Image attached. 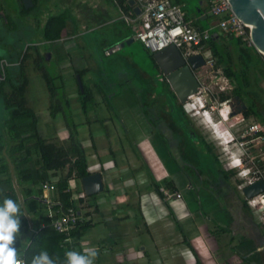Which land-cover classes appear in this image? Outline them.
<instances>
[{
  "label": "rangeland",
  "instance_id": "374dc122",
  "mask_svg": "<svg viewBox=\"0 0 264 264\" xmlns=\"http://www.w3.org/2000/svg\"><path fill=\"white\" fill-rule=\"evenodd\" d=\"M177 1L181 2L179 5L184 12L186 22L190 23V25L201 30L208 29L210 34L219 31L213 26L217 20L216 17L211 16L204 20H199V16L196 13V8L199 6V1H203L207 7L208 0ZM36 3L37 4L34 5L30 11L24 13L21 11L23 6L20 0L19 2L17 0H0V47L3 46V51L11 53L13 52L10 50L13 48H16L18 51L20 49V54L25 47H30L27 51L28 58L23 66L24 77L27 81L24 96L26 106L32 110L35 117L37 116L36 120H38L36 126L38 134L46 140L60 141V139L51 133L50 129L53 127V124L55 123L54 121H62L59 120V118L53 119L52 123L47 121L48 119L46 113L48 112L50 100L42 70L40 69L43 67L44 72L48 73L50 79L52 78V85L58 91L57 97L60 94L58 90L60 79L58 80L57 76L60 78V75L58 73L59 68L54 58L48 61L40 62L38 68H34L35 65L32 63V61L34 60L35 47L36 50L40 49L38 52L41 53H43L45 49L48 50L50 48L48 44L42 45L38 43V38L40 35H37L36 29L34 30V28L28 24L33 22L32 20L40 21L41 15H39V12L44 13V15H47V12L59 14L62 12L61 10L67 9L66 11L70 13L71 17H75L77 13L84 14V12L87 11L86 13L88 15H82L81 19L82 21H85L88 16V18H90L88 21V26L89 28L92 27L93 29L91 31H87V33L83 35V39H81L80 34L78 35L77 39H74L75 41L83 40V43L88 41L86 46L85 44L82 46L86 48L85 50L87 56H85L84 62L88 68L86 73L84 71L85 75L80 77V81L84 87L88 88L91 97L90 100L85 102L86 124L90 127V129L96 128V126L106 128L107 125L103 124V121L106 119L110 120L113 122L117 138L120 139L121 142H124V140L131 142L132 151L134 150L136 156L139 158V160H141V162L139 161L138 171L142 172L138 175L136 180L139 185L145 186L143 190L145 189L146 202L148 203L149 209V212L146 210V215H144L143 218H152L153 222L159 221L162 224V228L165 230V236L163 235V238L159 240L162 241L161 244L156 246L159 248L160 246L165 247L164 251L167 250L166 252H169L170 256L178 255L179 250L176 249V246L183 245L188 247L193 255V258L189 259L192 260L189 264H226L227 262H230V264H237V258L232 256V254H229L230 252L228 251L230 229L226 227L228 218L227 211L224 208L222 209L219 207L217 204V198H215L212 194H209L210 192L208 191V188L206 189V185H204L205 182H209L211 178L215 179L217 176L226 175V172L224 171H219V173L217 172V165L213 159L214 155L217 157V160L221 164L222 168L230 166L228 157H225L222 148L219 146L215 138H212V136L209 135V133H207V131L204 129V123L202 122V125H199L198 123L197 129L202 133L201 135L211 147V154L213 157L211 154H208V151H206L204 147H202L199 143L193 142L192 139L186 143L185 149L182 150V155L187 158L188 161L190 160L191 166L195 167L196 171L200 172L199 176H197L200 179H198L201 181L205 180L203 184V190H192V192L181 191V196L177 197V191H171L166 187L165 181L167 179L165 178L166 172L163 166V163L167 158L166 154L163 149L160 150V147L156 141L153 144L151 143L152 145L149 143L150 133L148 130L146 132L144 128L146 127L145 129H148L147 125L150 124L148 120H152L151 116L156 118L158 117L161 120L164 118H177L179 112L174 111L172 113H168L166 109H160L158 106L157 111L155 106L153 109H150L149 113L146 110H142V108L140 110L136 107L137 105H135V102L140 106H150V100L155 101V96L159 99L160 97H158V95H161L162 92L163 95L162 98H160L162 101H168L169 103L173 102V96L166 83L161 84L157 81V78L154 76L156 73L155 69H153V64L149 58L151 53L144 49L141 43L133 40L131 43L126 44L123 47H119L121 42L131 37V32L121 19V14L118 10V7L113 4L111 0H37ZM80 5H82V7H80ZM51 8L53 10H50ZM103 13L106 14L103 15ZM97 14H100L103 19L97 20L95 24L93 17ZM108 19H110L108 24L100 25L99 27L95 26L100 23V21L104 22ZM79 22L80 20H78V23L77 20H75L73 24L76 26L73 28L75 31L80 30L81 32L82 30H85L86 27L80 28L81 26L79 25ZM226 44L227 45H225L223 50L229 55V67L235 71L236 59L231 52V49L233 50L234 46L233 41L228 40L226 41ZM93 48H97V52H94ZM216 48L221 52L220 45H217ZM110 49H113L114 51L109 53L108 56L105 55L104 52L110 51ZM96 53H98V57H100V59H95V57H97ZM253 63L255 64V61H253ZM95 65L97 66L95 67ZM257 70L258 75L256 78L252 77L256 75L257 72L255 73V71ZM257 70H252V68L247 69V81H250V86L248 88L243 87L241 92L244 94L248 93L247 96L243 95L242 101L247 107L251 104L254 105V109L258 114V118H252L254 116H250L246 119L243 116L238 115L233 119H227L221 115L220 107H217L216 111L214 112L213 121L216 122L217 119H220L223 122V126L220 125L219 129L221 130L220 133L226 138L230 150H233L237 146L235 145L234 140H231L232 136L238 135L242 129L246 130L244 133L245 135H251L252 133L248 131V127L252 124L257 125L259 122V117L260 119L262 117V121H264V77L259 75L260 69L257 68ZM138 72H144V75L139 77L137 76ZM149 75H151L150 78ZM66 82H63L64 92L68 93L69 91L76 90L74 79L70 78ZM232 86L234 87L235 84H232ZM3 89L6 92L10 91V88L6 84L3 86ZM166 93L168 94L167 97L165 96ZM149 95L151 96L150 99L148 98ZM70 96H74V93ZM229 98L231 99V97ZM73 99L69 100L72 102L77 100L76 98ZM104 107L106 108V111ZM138 112H140L141 115ZM185 113H190L191 118L194 121L197 120L196 114L193 110L185 109ZM74 115H76V113H74ZM241 118L245 120L242 121ZM45 119L47 125L43 124V120ZM144 121L146 122L145 124H143ZM218 123L219 122H216V124ZM160 124L163 125V122H160ZM143 126L144 128H142ZM161 129L163 131L162 126ZM3 139H6V137L3 136ZM80 140H82L80 142H83L84 139L81 137ZM142 144H146L147 146L146 155H143L146 146L144 147ZM238 146L239 149L236 153H234L237 155V158H240V152L242 153L243 149L240 145ZM2 148L4 150L7 148V145L5 148L2 146ZM5 150L4 152H6ZM253 150L250 152L247 151L251 157L259 153L264 159V147L261 152L258 151L257 148H253ZM87 151L88 150L86 149L85 154L88 153ZM241 158L243 160L241 159V165L238 166L239 170L245 169L246 167H252V163L250 162L246 163L247 165L244 166L243 163L246 159L244 157ZM4 159L9 166V176L7 174L8 179L10 180L12 187L18 197L19 203L22 206L24 197L23 192L25 187L23 184L19 185L17 182L13 164L15 157L10 156V158L7 157ZM90 159L91 157L89 160H87V163L89 166H91L89 171H93V164H91L92 159ZM118 159L119 157H117L116 160ZM32 160L33 157H30L29 162ZM142 160L145 162H142ZM253 160L254 165H256L257 157L253 158ZM238 167L234 169H237ZM65 172L66 169L57 172L56 176L50 178L49 181L53 182L55 186L57 179L61 178ZM259 174L264 175V170L259 171L255 177L259 176ZM7 176L5 174V176H2V178L7 179ZM240 176H242V178L237 181L235 185L239 186L242 181L248 180V178H244L243 174ZM127 178H130V176H127L126 179ZM101 180L103 188L106 190L104 195L106 196L104 200L105 206L107 208H111V210H114V212L107 211L106 214V211H102L101 213L99 209L100 206L103 205L99 204V199L103 197H100L102 194L99 196L93 195V197H86L81 191L78 180H68V187L71 189L72 194L71 197L73 201V208L78 213L79 219L82 221L89 220V222L94 224L91 229L82 235L80 238V245H88V248H93L95 250L98 247V240H106L108 238L109 232L120 231L121 229H124L125 233L129 231V229L125 227L126 225L120 226L115 221H113L114 215L117 213V211L114 209V194L107 190L111 187V181H109L106 172L101 176ZM154 185H157L158 189L162 192V198L155 196L152 188ZM218 186L220 185L218 184ZM225 188L226 185L224 184L220 187L221 198L225 196L227 192H230V190L227 191ZM262 196H264V194ZM255 197L256 196L250 198V200L255 199ZM158 199L162 200L159 201ZM251 204L253 206L252 208H249L251 218H253L252 216L254 215V217L256 216V220L259 218V222H264V209H262V207L255 200L252 201ZM233 209L234 211L238 210L236 207ZM23 217L27 221V227L20 230L19 237L24 242L34 231L35 226L31 215L24 214ZM161 224H158V226H161ZM222 228L223 230L220 231ZM241 228L242 226L232 227L233 231L235 232ZM142 239L145 240V237L142 236ZM156 246L154 249L157 250ZM134 248L139 249V245H135ZM96 251L97 257L94 261V264L125 263L121 260L119 261L118 258H120V256H116L110 251H105L102 253H99L98 249ZM149 252L150 251H148V253Z\"/></svg>",
  "mask_w": 264,
  "mask_h": 264
},
{
  "label": "trees",
  "instance_id": "16d2710c",
  "mask_svg": "<svg viewBox=\"0 0 264 264\" xmlns=\"http://www.w3.org/2000/svg\"><path fill=\"white\" fill-rule=\"evenodd\" d=\"M174 3L181 4L177 0ZM21 11L25 13L29 10L23 8ZM184 20L186 21L185 15ZM63 29V14L50 17L45 24L43 37L46 41L57 40L61 37ZM228 40L233 41L234 45L231 52L236 59L235 71L229 67V55L223 50ZM217 45H220L221 52L216 48ZM204 47L210 51L214 59V68H219L223 75L235 84L229 94L220 95V100L235 97L242 101L243 95L247 96L248 93H242L241 89L250 86V81H247L248 68H252V70L259 68L261 72H259V75L264 77V60L262 56L252 47H245L239 38L214 32L205 41ZM29 48L28 46L26 50ZM18 56L19 52L10 53L3 51V46L0 47V61L4 59L7 63H15L17 62ZM27 57L28 55L24 53L19 64L10 67L4 66L2 69V79L0 80V129L3 131V135L7 139L6 141L9 143L7 146L8 155L12 156L14 153H18L17 156H14V169L19 185H25L21 211L24 214L32 216V221L35 226L34 231L24 242L18 237L16 246L22 253V259L26 264H31L32 257L38 255L42 249H46L51 256L58 257L59 264H64L65 253L74 244L68 245L64 242L65 237L55 232L50 227V222L58 214L65 213L67 208H73L72 194L71 189L68 187V180L75 179L79 181L82 177L89 174L87 171L85 148L82 147L79 139L81 128L74 124L70 117L69 101L64 97V94L57 97L58 91L52 85L53 80L52 78L50 79L48 73L44 72L42 67L40 70H42L50 100L48 114L52 120L59 118L62 121L67 132V138L64 141H52L46 140L38 134L36 117L32 110L26 106L24 96L27 81L24 77L23 64ZM149 58L151 60V55ZM253 61H255V64ZM33 63H37V60H33ZM255 73L256 75L252 77L256 78L258 70ZM77 74L81 77V72H77ZM57 78L58 80L60 79L58 76ZM5 84L10 88V91H4L3 86ZM82 89L83 92L78 93V100L81 112L85 114V102L90 100L91 97L88 89L83 85ZM58 90L60 93V83ZM242 116L244 118L250 116L258 118L254 105L251 104L248 106L242 113ZM259 122L264 123L262 117L261 119L259 117ZM1 150L2 146H0V152ZM30 157H33L31 162H29ZM63 169H66L65 174L57 179L55 182V190L48 194L46 202L41 197L39 184L49 181L50 178L56 176V173ZM5 171L6 165L0 155V176ZM166 186L173 191L167 184ZM152 188L157 197L162 198V192L158 189V186L154 185ZM4 198H11L19 203L10 180L0 178V204L3 203ZM46 203L50 204L51 210L53 211V217L51 219L46 217ZM21 220V229L26 228L27 221L23 216ZM90 227V222L84 220L78 222L77 225L70 229L69 237L75 242V245H77L78 240Z\"/></svg>",
  "mask_w": 264,
  "mask_h": 264
},
{
  "label": "crops",
  "instance_id": "0c3cea01",
  "mask_svg": "<svg viewBox=\"0 0 264 264\" xmlns=\"http://www.w3.org/2000/svg\"><path fill=\"white\" fill-rule=\"evenodd\" d=\"M17 1L19 2V0ZM172 1L176 2V0H172ZM36 2L37 0H31L32 7L37 4ZM202 2L203 1H199V6L197 7V10H196V13L199 16V18L209 13V10L207 8L208 6L206 7L205 3H203L204 6H202L201 5ZM32 7L28 8V10L30 11ZM80 7H82V5H80ZM50 10H53V9L51 8ZM66 10H61L62 12H60L59 14H55V13L52 14V13L47 12L46 13L47 15H44V13L39 12V15H41L40 21L32 20L33 22H30L28 24L29 26H32L34 30L36 29L37 35L38 34L40 35V37L38 38V43L42 45L48 44L50 49L44 50V52L48 53L47 59L51 60L52 58H54L56 60L57 66L59 68L58 73L60 77L62 78V80L65 82L68 81L70 78H72V75L74 74L75 71L81 72V76L85 75L88 67L85 65L86 63L84 62L85 61L84 59H85V56L87 55H86V50H85L86 48L82 46H84L83 44H85L86 46L88 39L85 40L87 41L86 43H83L84 42L83 40L75 41L74 39H77L79 34L81 36V39H83L82 38L83 35H85L87 31H91L93 29L92 27L89 28L88 26V21L90 19L88 18V16L85 19V21L84 20L82 21L81 19L82 15L87 14L86 13L87 11L84 12L83 10L84 14L80 12L81 14L77 13L75 17H71L70 13H68V11ZM198 11L200 12V14H198ZM60 14L64 15V29L61 32V37L57 40L46 41L43 37V34H44V27H45L47 20L50 17L57 16ZM104 14L106 13H103V15ZM93 19L95 20L94 23L96 24L97 20L99 19L101 20L103 18L101 17L100 14H97L96 16L93 17ZM75 20H77V23H78V20H80L79 22V25L81 26L80 28L86 27V29L82 30L81 32L80 30L75 31L73 28L74 26H76L73 24ZM109 22H110V19L104 22L100 21V23H98L95 26L99 27L100 25L108 24ZM215 25H216V22L214 23L213 26L215 27ZM217 32L220 33L219 31ZM39 50L40 49L36 50V47H35V51H39ZM93 51L97 52V48H93ZM39 53L43 54L41 52ZM96 56L97 57H95V59L96 58L100 59V57H98V53H96ZM151 62L153 64L152 67L155 69V72H156L157 68L154 65L152 60ZM96 66L97 65H95V67ZM197 71H200V70H197ZM158 73L159 72L157 71L155 75L157 74L158 77H162V75H158ZM141 75H144V72L137 73V76L141 77ZM149 77H151V75H149ZM73 93L75 97L70 96ZM67 94H68L67 99L69 101L71 119L74 122V124L81 127V133L79 135V139H81V137L82 139H84L83 142H80V143L82 147L85 148V150L86 149L88 150L87 151L88 153L86 154V156L88 157V160L91 157L92 159V160L90 159L92 161L91 164L97 163L98 166L100 167V170H102V173L100 172L98 173H100V175L102 176L106 172V175L109 181H111V187L108 188L107 190H109L110 193L114 194V209L117 211V213L114 215L113 221H115L120 226L126 225L125 227L129 229V231H127L126 233L124 229H121L120 231L109 232L108 238L106 240H98V243H97L98 247L96 246L98 249V252L102 253L105 251L107 252L110 251L114 255L120 256V258L118 259L119 261L121 260L122 262H125L124 264H189L190 261H192V260H189L191 258H187L186 255H183V253L185 249H187L191 253V255H192V252L188 247L179 245L182 243H179L177 244L179 246H176V249L179 250L180 252V254L178 252L177 256H172V255L170 256L169 255L170 253L166 252L167 250L164 251L165 247L160 246L159 248L156 246L158 244H161L162 241H159V240L163 238L165 230L164 228H162V224L159 221L153 222L152 218L151 219L143 218L144 215H146V210L149 212V209H148V203L146 202L145 189L143 190L145 186L139 185L136 180L138 178V175L141 174L142 172V171H138L139 161L141 162V160H139V158L136 156V153L134 152V150L132 151L131 142L129 141L130 142L129 143L125 140L124 142H121L120 139L117 138L116 133H115V128L113 126V122H111L110 120L106 119L103 121V124L107 125L106 128H102L101 126H96V128L90 129L88 125H84L85 117L82 116L83 114L81 112L79 103L77 101H73V102L70 101L71 99L76 98L75 90L69 91ZM172 103L173 102L169 103L167 101V104L170 107H172ZM135 105H136V102H135ZM104 109L106 111L105 107ZM74 113H76V115H74ZM138 113L141 115L140 112ZM46 115L48 119L47 121H50L49 123H52L53 120L48 115V112L46 113ZM43 121H44L43 124L47 125L46 119ZM54 122L55 123L53 124V127L50 129L51 133L55 137L60 139V141L66 140L67 132L64 128L63 123L60 121H54ZM145 123L146 122L144 121L143 124ZM144 126L142 128H144ZM145 128L144 130L147 132V129ZM3 136H4L3 131L0 130V146H3L5 148L6 145L8 146L9 143L6 141V139H3ZM142 145L144 147L146 146V144H142ZM5 149L4 150L6 152H4L2 148L0 155L2 156L3 162L6 165L7 169L4 172V175L2 174L0 176L1 179H3L2 176H5V174L7 176L8 169H9L8 168L9 166L7 165L6 160L4 158H7V157L10 158V155H8L7 153V148ZM146 153H147V146H146V149L144 150L143 155H146ZM14 155L17 156L18 154L14 153L12 157H14ZM117 157H119L118 160H116ZM142 162H145V161L142 160ZM13 164H14V161H13ZM92 168H93V171H89V173H94L98 171L97 168L95 167H92ZM8 176L6 177L7 179H8ZM127 176L128 177L130 176V178L126 179ZM105 192L106 190H104L103 188V191L97 194V196L102 194L100 195V197L101 196L103 197H101L102 200L101 198L99 199V204L103 206H100L99 210L101 211V213L102 211H106V214H107V211L114 212V210H111V208H107L105 206V201H104L106 198V196H104ZM155 196L157 197L156 194ZM161 200L162 199H160L159 201ZM138 217H139V220H138ZM158 224H161V226H158ZM90 225L91 227L89 229H91L94 224L90 222ZM142 236L145 237V240L142 239ZM157 241L160 243H158ZM78 244L80 245V239L78 240ZM135 245L136 246L139 245V249H135L134 248ZM155 246L157 247V250L154 249ZM80 247L85 249V248H88V245H83V246L80 245ZM148 251L150 252L148 253Z\"/></svg>",
  "mask_w": 264,
  "mask_h": 264
},
{
  "label": "flooded vegetation",
  "instance_id": "af4514ba",
  "mask_svg": "<svg viewBox=\"0 0 264 264\" xmlns=\"http://www.w3.org/2000/svg\"><path fill=\"white\" fill-rule=\"evenodd\" d=\"M203 3L204 2L201 3L202 6H204ZM198 14H200L199 11H198ZM26 49L27 47L23 49L21 54H20V49L19 51L16 50V48H13L10 50L13 53L19 52V56L17 57V60H16L17 62L15 63H7L4 59L0 61V70H1L0 80L2 79L3 67L4 66L10 67V66H15L19 64V61L22 55L24 53L28 55L27 51L29 49L28 50ZM47 58H48L47 52L40 54L38 51H35L34 60H37V63H33L32 61V63L35 65L34 68L37 69L40 62L48 61ZM77 72L78 71L74 72V74L72 75V79H74V82H75L74 85L76 88L75 90L76 99H77L76 101L79 103L78 93L83 92V89H82L83 84L80 81V76L79 74H77ZM158 75H161V74L158 73ZM76 76H78L79 81H80V85H81L80 90L78 87ZM155 77L157 78V81L159 83L161 84L166 83L164 80V77H158L157 74L155 75ZM59 82L61 84V92L59 95L62 96L64 94V97L67 99V93L64 92V87H63L64 81L62 80L61 77H60ZM162 95H163V92L161 93V95L159 94L158 97L162 98ZM165 96L167 97V93L165 94ZM148 98L150 99L151 96L149 95ZM160 98L158 99L155 96L154 97L155 101L150 100L151 105L150 106L148 105L147 107L146 105L140 106L137 103L136 105L138 109L141 110L142 108V110H146L147 112H149L150 109H153L155 106H156L155 108L157 109V111L159 107L160 109L161 108L166 109L168 113H172L174 111L179 112L177 118H168V119L164 118L161 120L158 117L156 118V117L151 116L152 120H148L150 124L147 125L148 126L147 130L150 133L149 143L153 144L156 141V143L160 147V150L163 149L167 157L166 161H164L163 163V166L166 172L165 178L167 179L165 181V184H167L170 188H172L173 191H177V193L180 196H181L180 194L181 191L192 192V190L194 191L201 190V189L203 190V184L205 180L204 181L199 180L200 178L197 176H199L200 172L196 171L195 167L191 166L190 160L188 161L187 158H185L182 155L183 154L182 150L185 149L186 143L189 142L191 139L193 140V142L199 143L202 147H204L205 150L208 151V154H211L212 149L209 146V144H207V142L205 141V138L201 135L202 133L199 132V130L197 129V126H194V124H192L189 118L187 117L183 109V104H180L175 99V97H173L172 99L173 104H172V107H170L167 104V102H165L164 100L163 101L160 100ZM231 99L232 100L228 104L229 115L227 119H233L236 117V115L230 116V113L235 112L237 110H241V105H240L241 103L244 105L245 109L241 110V112L238 114L239 116H242V113L247 108V106L244 104L243 101H240L238 103L235 97L233 98L231 97ZM69 111H70V108H69ZM85 114H83L84 117H85ZM252 118H256V117H252ZM160 122H163V125H161L162 123L160 124ZM84 123H85L84 125H87L86 118H85ZM161 126L163 128V131L161 129ZM263 128H264L263 123L258 122L256 125V131L253 132L251 135H245L244 133L246 130L242 129L238 135L231 137V140H238L237 142L241 143L240 146L243 149V157L246 159L245 162L243 163L244 166L247 165L246 163L248 162L252 163V167H249L250 169L246 167L247 169H249L248 170L249 174L245 176L244 178H248V180L242 181L240 183V184L242 183L246 184L243 187V189L260 180L263 181V184H264L263 174H259V176L255 177V175L259 173V171L264 170V159L262 158V156H260L259 153L252 157L249 154V152L253 150V148H257V150L260 152L263 149L264 147ZM188 134H192V136L189 137ZM231 154H234V153L231 152ZM211 156L213 157L212 154ZM255 157H257L256 165H254V160H253V158ZM213 159L217 165V169H218L217 172L219 173V171H224L226 172V175L225 177L224 175H221V176H217V178L215 179L211 178L209 182H205L204 185H206L205 187L206 189L208 188V191L210 192L209 194H212L215 198H217V202H218L217 204L219 205V207H221L222 209L224 208L227 211L228 218H227L226 227L230 229V232H229L230 236L228 239V244H229L228 251L230 252L229 254H232V256H235L237 258L238 260L237 264H264V222H259V218L257 219L258 220L257 221L255 219L256 216L254 217V215L252 216L253 218H251L249 208H252L253 206L251 204L249 205L250 198H246L243 194V189L238 190L237 189L238 185H235V183L240 180V178L237 177L238 176L237 174L239 172V167L237 169H232L230 168V166L222 168L221 164L219 163L215 155ZM97 169H98L97 172L102 173V170H100V167H98ZM218 184L220 186H218ZM221 184L226 185L225 189L227 191L230 190V192H227L226 195L223 196L222 198L220 197V187L222 186ZM263 194L264 192L256 196H261L262 199L264 200V196H262ZM252 200L254 201L255 199H252ZM234 207L238 208V210L234 211L233 209ZM237 226H242V228L236 232L233 231L232 227H237ZM222 230L223 228L220 231ZM226 264H230V262H227Z\"/></svg>",
  "mask_w": 264,
  "mask_h": 264
},
{
  "label": "built area",
  "instance_id": "2783aa9c",
  "mask_svg": "<svg viewBox=\"0 0 264 264\" xmlns=\"http://www.w3.org/2000/svg\"><path fill=\"white\" fill-rule=\"evenodd\" d=\"M118 7L121 19L131 32V38L141 45L150 53L160 50L166 46L173 45L186 59L193 54H200L204 65L196 69L194 75L198 86L196 92L186 97L183 103V109H191L196 114V121L191 118L190 113L187 117L194 126L202 125L205 118H213L217 107L221 109V115L228 117L230 98L220 100V95H227L233 89L232 81L225 77L219 68H214V59L209 50L205 49L204 43L211 36L209 30H199L184 20V12L179 4L173 3L172 0H133L134 6L138 7L139 13L133 14L131 7H128L126 0H111ZM208 10L212 16L216 17L215 27L223 35H231L239 38L245 47H252L248 28L231 12L227 0H208ZM113 49L105 52H113ZM200 70V71H197ZM163 77V76H162ZM219 81V83H218ZM238 116V114L236 115ZM241 120H245L242 119ZM248 131H256V125L248 127ZM237 145L241 143L237 142ZM86 160L88 157L86 156ZM91 166L87 163V171ZM92 167L98 168V164ZM244 176V170L238 172V178ZM245 177V176H244ZM246 184H239L238 190H242ZM41 197L47 202V196L55 189L53 182L45 181L39 184ZM166 195V194H165ZM177 197L180 195L177 193ZM253 200H250L249 205ZM47 218L53 217V211L49 203L45 205ZM79 219L78 213L74 208H67L65 213L58 214L52 218L50 227L57 233L62 234L64 242L73 245L69 250L83 252L78 242L69 237L70 229L77 225ZM68 250V251H69ZM183 255L187 258H193L191 253L185 249Z\"/></svg>",
  "mask_w": 264,
  "mask_h": 264
},
{
  "label": "water",
  "instance_id": "95a60500",
  "mask_svg": "<svg viewBox=\"0 0 264 264\" xmlns=\"http://www.w3.org/2000/svg\"><path fill=\"white\" fill-rule=\"evenodd\" d=\"M20 1L24 9L32 7L31 0ZM227 1L231 12L248 28L252 48L264 58V0ZM126 4L131 7L133 14L137 15L139 13V9L134 6L133 0H126ZM208 17H211L210 12L200 17L199 20H204ZM132 41L130 37L121 42L119 47H123ZM151 60L180 104L185 102L187 96L196 92L198 83L194 71L204 65L200 54H193L184 59L173 45H169L152 52ZM76 80L80 90L81 85L78 76H76ZM237 102L239 103L240 100L237 99ZM240 105L241 110H244V105L242 103ZM241 110L231 112L230 116L239 114ZM188 136L191 137L192 134H188ZM78 182L83 195L86 197L97 195L103 191L101 175L98 172L90 173L82 177ZM263 192L264 184L261 180L243 189V194L246 198H252Z\"/></svg>",
  "mask_w": 264,
  "mask_h": 264
},
{
  "label": "clouds",
  "instance_id": "9594fccd",
  "mask_svg": "<svg viewBox=\"0 0 264 264\" xmlns=\"http://www.w3.org/2000/svg\"><path fill=\"white\" fill-rule=\"evenodd\" d=\"M220 121V119L216 120V122ZM237 141L234 140L235 145H237ZM238 149L237 145L231 152L236 153ZM241 157H243V152H240V158L238 157L235 163L232 159H228L230 168L234 169L240 166ZM242 170H244V176L249 174L247 168ZM23 215L20 203L11 198H4L3 203L0 204V264H26L22 259V253L16 246ZM96 257L97 251L93 248H85L83 252L69 250L65 253L64 264H94ZM31 264H59V258L51 256L46 249H42L38 255L32 257Z\"/></svg>",
  "mask_w": 264,
  "mask_h": 264
},
{
  "label": "bare ground",
  "instance_id": "6f19581e",
  "mask_svg": "<svg viewBox=\"0 0 264 264\" xmlns=\"http://www.w3.org/2000/svg\"><path fill=\"white\" fill-rule=\"evenodd\" d=\"M263 56H264V54H263ZM224 118H226V117H224ZM224 118H222V119H224ZM202 122L205 125L204 129L207 131V133H209V135H211L212 138H215V140L218 142L219 146L222 148V151L225 154V157H228V159H230V160L232 159L233 162L235 163L238 160L236 157L237 155H235V153L231 154V150L228 147V143H227L226 138L224 137L223 134L220 133L221 130L219 129V126L222 125L223 122L220 121L218 124H215V121H213V119L211 117L205 118V120H203ZM240 175H242V173ZM255 201L262 207V209H264V200L261 198V196H256Z\"/></svg>",
  "mask_w": 264,
  "mask_h": 264
}]
</instances>
